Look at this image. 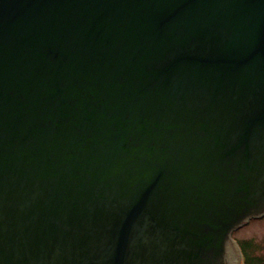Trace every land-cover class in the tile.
I'll list each match as a JSON object with an SVG mask.
<instances>
[{
    "label": "water",
    "instance_id": "95a60500",
    "mask_svg": "<svg viewBox=\"0 0 264 264\" xmlns=\"http://www.w3.org/2000/svg\"><path fill=\"white\" fill-rule=\"evenodd\" d=\"M264 216V0H0V264H242Z\"/></svg>",
    "mask_w": 264,
    "mask_h": 264
},
{
    "label": "rangeland",
    "instance_id": "374dc122",
    "mask_svg": "<svg viewBox=\"0 0 264 264\" xmlns=\"http://www.w3.org/2000/svg\"><path fill=\"white\" fill-rule=\"evenodd\" d=\"M234 240H252L257 245L255 254L264 256V251L261 250V245L264 242V216L249 220L244 225L240 226L232 234Z\"/></svg>",
    "mask_w": 264,
    "mask_h": 264
},
{
    "label": "trees",
    "instance_id": "16d2710c",
    "mask_svg": "<svg viewBox=\"0 0 264 264\" xmlns=\"http://www.w3.org/2000/svg\"><path fill=\"white\" fill-rule=\"evenodd\" d=\"M236 242L242 254L243 264H264V256L255 254L257 245L252 240H236ZM261 250L264 251V242Z\"/></svg>",
    "mask_w": 264,
    "mask_h": 264
}]
</instances>
